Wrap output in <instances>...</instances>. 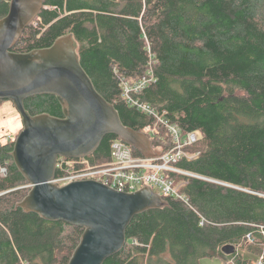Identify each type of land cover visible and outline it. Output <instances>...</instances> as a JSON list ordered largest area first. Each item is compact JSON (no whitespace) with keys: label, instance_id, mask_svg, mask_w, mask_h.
Wrapping results in <instances>:
<instances>
[{"label":"trees","instance_id":"trees-1","mask_svg":"<svg viewBox=\"0 0 264 264\" xmlns=\"http://www.w3.org/2000/svg\"><path fill=\"white\" fill-rule=\"evenodd\" d=\"M8 7L0 0V18ZM67 33L124 125L142 131L153 123L124 93L146 79L130 96L199 134L188 148L196 156L177 164L203 177H176L188 204L167 198L168 206L134 216L124 246L103 264H200L203 257L253 264L239 252L247 244L264 264V0H43L12 49L48 47ZM24 105L30 114L62 117L50 94ZM148 135L154 148L171 144L162 126ZM116 140L104 136L91 159L108 161ZM12 149V138L0 143V264H68L83 228L13 210L29 187ZM227 244L233 254L222 252Z\"/></svg>","mask_w":264,"mask_h":264},{"label":"water","instance_id":"water-1","mask_svg":"<svg viewBox=\"0 0 264 264\" xmlns=\"http://www.w3.org/2000/svg\"><path fill=\"white\" fill-rule=\"evenodd\" d=\"M42 7L43 0H9L0 18V99L12 103L22 123L10 156L31 186L13 210L82 227L68 264H103L124 246L134 216L169 203L146 184L135 190H116L92 179L57 185L50 180L58 157L91 154L108 134L146 158H157L163 151L154 148L144 132L124 125L114 105L95 89L80 64L72 33L48 47L12 49ZM41 94L56 97L62 117L26 110L24 100ZM235 250L231 244L222 247L225 255Z\"/></svg>","mask_w":264,"mask_h":264},{"label":"built area","instance_id":"built-area-1","mask_svg":"<svg viewBox=\"0 0 264 264\" xmlns=\"http://www.w3.org/2000/svg\"><path fill=\"white\" fill-rule=\"evenodd\" d=\"M146 83L147 80L143 79L134 86L125 87V97L128 98L129 105L153 117V123L145 125L143 132L154 136L159 126L166 130L171 142L169 148L165 150L156 148L163 151L159 157L144 158L134 155L129 146L116 140L111 144L108 161L99 163L95 159L92 161L90 159L65 160L63 157H58L56 167L60 169V173L53 180L55 183L66 184L75 180L93 179L91 177L97 176L104 184L116 190H134L146 184L151 185L164 198L175 197L188 204L185 196L179 191V187L185 181L177 182L176 177L201 176L186 171L177 164L182 159L191 160L196 156L188 148L198 141L199 134L196 131H183L179 126L162 117L147 103H140L130 96V92L139 93ZM11 138L6 136V140ZM0 172L2 175L5 170L1 168ZM262 233L264 234V229ZM257 264H262V262L259 260Z\"/></svg>","mask_w":264,"mask_h":264},{"label":"rangeland","instance_id":"rangeland-1","mask_svg":"<svg viewBox=\"0 0 264 264\" xmlns=\"http://www.w3.org/2000/svg\"><path fill=\"white\" fill-rule=\"evenodd\" d=\"M36 25V24H35ZM22 129V123L20 116L12 103L9 100H0V143L6 140V136L12 137L15 139L18 132ZM169 148V147H168ZM166 148V149H168ZM91 155H88L92 156ZM1 174V172H0ZM27 187H31L30 184ZM29 190V189H28ZM156 191V189H155ZM248 244L243 248L239 249L243 258L250 259L253 264H257V258L253 253H251L248 248ZM200 264H231L229 260L222 261L219 258L215 257H203L199 259Z\"/></svg>","mask_w":264,"mask_h":264},{"label":"bare ground","instance_id":"bare-ground-1","mask_svg":"<svg viewBox=\"0 0 264 264\" xmlns=\"http://www.w3.org/2000/svg\"><path fill=\"white\" fill-rule=\"evenodd\" d=\"M3 100H5V99H3ZM25 106V105H24ZM30 113V112H29ZM42 113H46V112H42ZM38 114V113H37ZM31 115H36V114H31ZM143 132V131H142ZM145 133V132H144ZM148 137H149V135L148 134H150V133H145ZM152 135V134H151ZM150 138V137H149ZM118 141H121L120 139L118 140ZM122 142V141H121ZM123 143V142H122ZM123 144H125V143H123ZM125 145H127V144H125ZM127 146H129V145H127ZM130 147V149H131V146H129ZM110 151H111V147H110ZM95 152V151H94ZM93 152V153H94ZM93 153H91V154H93ZM133 153V152H132ZM91 154H88V155H91ZM88 155H86V156H82V157H76V158H74V157H66V156H59V157H63L65 160H82V159H90L91 161H92V159L90 158V156H88ZM138 156H142L141 154L140 155H138ZM142 157H144V156H142ZM144 158H146V157H144ZM58 160V159H57ZM57 163V162H56ZM99 163H101V162H99ZM1 169V168H0ZM4 169V168H3ZM89 171V170H88ZM60 173V169L59 168H57L56 167V169H55V174H54V177L50 180V182H53V183H55L53 180L57 177V175ZM91 178H93L92 180H95V181H97V182H102V183H104L99 177H91ZM81 180H83V179H81ZM70 183V182H69ZM57 184V183H56ZM66 184H68V183H66ZM66 184H57V185H66ZM145 186V185H144ZM147 186H150L152 189H153V187L151 186V185H147ZM30 188V187H29ZM141 188V187H140ZM140 188H137V189H140ZM135 190V189H134ZM154 190V189H153ZM155 191V190H154ZM167 198H175V197H167ZM166 198V199H167ZM175 199H178V198H175ZM181 200V199H180ZM183 201V200H182ZM59 221H61V220H59Z\"/></svg>","mask_w":264,"mask_h":264},{"label":"flooded vegetation","instance_id":"flooded-vegetation-1","mask_svg":"<svg viewBox=\"0 0 264 264\" xmlns=\"http://www.w3.org/2000/svg\"><path fill=\"white\" fill-rule=\"evenodd\" d=\"M12 140H14V139H12Z\"/></svg>","mask_w":264,"mask_h":264}]
</instances>
